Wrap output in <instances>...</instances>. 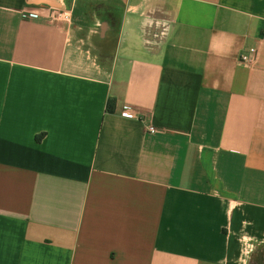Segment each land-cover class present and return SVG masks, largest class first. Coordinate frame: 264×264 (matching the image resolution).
<instances>
[{
    "label": "crops",
    "instance_id": "obj_1",
    "mask_svg": "<svg viewBox=\"0 0 264 264\" xmlns=\"http://www.w3.org/2000/svg\"><path fill=\"white\" fill-rule=\"evenodd\" d=\"M0 264H264V0H0Z\"/></svg>",
    "mask_w": 264,
    "mask_h": 264
},
{
    "label": "built area",
    "instance_id": "obj_2",
    "mask_svg": "<svg viewBox=\"0 0 264 264\" xmlns=\"http://www.w3.org/2000/svg\"><path fill=\"white\" fill-rule=\"evenodd\" d=\"M30 16L36 17L37 14L36 13H30ZM70 19H71V11L68 8L54 9L52 11V15L50 18V20H52V21L59 20L62 22H69ZM255 53H256L255 48H250L240 55L239 60L245 64H249L252 62ZM122 113L127 115V116H133V115H136L138 112L135 109L124 108L122 110ZM147 130H148V132H150L152 134H154L158 131L157 128L155 126H152V125L148 126Z\"/></svg>",
    "mask_w": 264,
    "mask_h": 264
},
{
    "label": "clouds",
    "instance_id": "obj_3",
    "mask_svg": "<svg viewBox=\"0 0 264 264\" xmlns=\"http://www.w3.org/2000/svg\"><path fill=\"white\" fill-rule=\"evenodd\" d=\"M249 223H250V222H248V221H244V224H245V225H247V224H249Z\"/></svg>",
    "mask_w": 264,
    "mask_h": 264
}]
</instances>
